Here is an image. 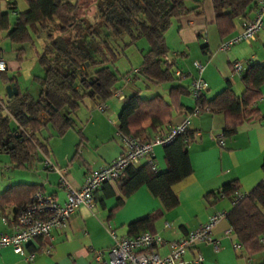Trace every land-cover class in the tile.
<instances>
[{"label":"trees","instance_id":"obj_1","mask_svg":"<svg viewBox=\"0 0 264 264\" xmlns=\"http://www.w3.org/2000/svg\"><path fill=\"white\" fill-rule=\"evenodd\" d=\"M203 1L24 0L26 9L16 15L11 26L6 15L1 13L0 30L6 31L9 41L32 45L35 38L42 37V47L35 53V60L43 73L32 76L38 86L35 97L18 91L1 101L0 154H6L15 168L26 167L38 149H45L38 135L46 125L56 135L62 136L71 128V115L84 98H93L97 104L110 100L123 85L118 86V83L131 73L117 75L109 67L118 55L115 50L119 40L124 38L128 41L123 46L134 44L141 38L147 43L138 65V77L144 83L172 84L166 97L156 94L144 98L138 91L126 93L117 117L118 128L133 137L145 132L148 137L164 134L175 116L182 117L191 108H185L181 103L182 97L187 95L188 84L182 80L188 78L174 76L177 70L175 57L169 54L164 33L172 19L202 16ZM256 1L211 0L218 36L224 39L230 36L235 19H248ZM16 50V58L20 60L23 48ZM2 73L1 79L10 83L11 80ZM263 84L264 63L255 62L239 77L240 94L235 93L226 78L224 88L212 98L200 95V103L208 107V112L222 115L223 137L233 136L240 125L261 117L256 104L261 99ZM191 134L188 130L162 146L164 171H152L147 164L138 168L130 166L114 180L123 197L144 185L162 206L161 210L129 224L130 232L152 231V224L162 211L175 208L177 200L171 188L192 172L187 154V144L193 140ZM262 169L264 171V163ZM36 190L31 184L17 183L1 191L0 218L8 220L7 215L16 213L19 207L29 203ZM237 192H240L237 183L229 182L218 191L208 193L204 199L215 203L227 196L231 202ZM121 204L122 199L119 198L118 207ZM226 222L231 228L232 242L242 246L246 257L263 250V181L232 206L226 214Z\"/></svg>","mask_w":264,"mask_h":264},{"label":"crops","instance_id":"obj_2","mask_svg":"<svg viewBox=\"0 0 264 264\" xmlns=\"http://www.w3.org/2000/svg\"><path fill=\"white\" fill-rule=\"evenodd\" d=\"M202 8V16L172 19L175 31L168 40L171 46L167 42L166 33H164V39L171 56L175 57L177 70L185 77L190 78L196 75L192 67L193 61L198 60L202 63L204 68L201 78L208 86L203 95L206 99H210L224 88L232 63L240 61L244 70L255 62L264 63V20L263 29L255 41L249 44L239 43L222 51L219 50V45L225 39L217 34L211 0H204ZM25 9L24 0H0V14L6 15L9 26L12 25L16 15ZM253 11L254 7L249 11V17L253 15ZM240 24L241 20L236 18L234 31L230 36L238 31ZM3 38L8 39L6 31L0 30V45ZM178 58H183L182 65L177 66ZM0 59L6 65L2 74L6 79L11 80L6 84H12L17 92H27L21 91L15 75L8 76L6 73L12 66L4 57L1 47ZM134 69H139V66L125 72L132 73ZM189 78L182 82L188 83ZM228 81L232 88L234 87L235 93L240 94L239 77L232 75L231 80L228 79ZM171 84L161 87V94L155 92L152 96L158 94L166 97ZM120 85L124 95L131 91L139 93L140 87L150 90L156 86L144 83L138 77V73L128 82L121 80L118 83V86ZM5 98H7L6 93L3 98L0 97V102ZM105 103L108 104L107 109L99 112L96 110L97 102L93 98H89L86 103L82 101L71 115V128L62 136L56 135L50 126L46 125L38 135L45 149H38L26 167L15 168L10 164L8 156V159L0 157V192L10 185L26 183L35 186L45 194L53 195L58 204H63L65 193L59 186L58 175L44 166V157H48L55 167L66 168L65 179L72 189H77L81 185L89 170L114 159L120 151L119 141L115 138L114 131L118 124L117 117L122 103L113 97ZM181 103L185 108L191 106L190 97L183 96ZM256 107L261 117L240 125L236 133L229 138L222 136L221 114L201 112L191 119L189 131L196 133V138L187 144L188 162L192 172L171 188L177 204L171 210L162 211L159 218L153 222L152 231H138L139 233H156L163 239L162 245L151 249L156 255L160 257L167 255L170 242L182 238L189 230L205 223L215 211L227 214L231 210L232 206L227 196L212 203L211 200L204 199L208 193L218 191L229 182H236L241 192H249L263 181L264 84L261 86V99ZM180 118L175 116L171 124ZM108 119H111L113 124ZM12 123L15 125L14 121ZM144 134L148 137L146 132ZM217 136L223 137L221 148L215 144L214 137ZM147 160L148 158H144L136 168L147 164ZM152 160L157 171L165 170L163 147H153ZM93 196L92 211L80 207L68 219L63 229L52 228L48 236L35 238L25 243L22 247L23 255L12 253L9 247L0 248V264H100L94 259V254L100 251L101 257L104 260L108 259V249L113 243L108 231H113L117 238L133 236L136 232L129 231V224L162 209L159 200L154 198L144 185L123 197L116 181H109L100 185ZM119 198L122 199L120 207H118ZM14 214L10 212L7 215L8 220H5L10 221ZM2 219L4 218H0V232H8L9 225L2 222ZM227 227L226 220L214 226L211 239L217 242L216 248L211 243H196L185 251L183 260L192 262L200 256L199 264H260L264 262V248L251 257H246L242 250L233 249L231 235L224 234ZM262 241L264 244V238ZM43 249H48V252L43 253ZM28 255L33 257L27 259Z\"/></svg>","mask_w":264,"mask_h":264},{"label":"built area","instance_id":"obj_3","mask_svg":"<svg viewBox=\"0 0 264 264\" xmlns=\"http://www.w3.org/2000/svg\"><path fill=\"white\" fill-rule=\"evenodd\" d=\"M264 20V0H257L253 15L248 19L242 20L240 29L230 37L226 38L219 45V50L225 51L239 43H252L255 41L263 29ZM192 67L196 75L190 76L187 84V95L191 100V108L177 122L171 124L168 130L162 135L147 137L144 133L133 137L124 134L115 126L114 136L119 141L120 151L118 155L108 161L101 163L95 169L89 170L77 189H72L65 179L66 168H57L48 157H44L43 163L47 169L53 170L58 175L59 186L65 193L63 204H58L53 195L45 194L37 189L32 195L29 203L19 207L15 216L6 221L9 231L0 232V248L9 247L14 254L23 255L22 247L28 241L35 238H43L49 235L53 229L61 230L65 227L68 219L80 208L84 207L92 211L94 207V192L103 183L118 179L120 174L130 166H137L144 158H148L147 165L152 171H155V165L152 160V149L155 146H165L174 140L178 135L185 134L189 130L191 119L197 117L201 112H208V107L200 103V95L203 94L208 86L201 78L204 66L198 60L192 62ZM6 65L0 59V72L5 71ZM139 69H134L125 81H130L138 73ZM244 73V66L240 61L232 63L231 76L240 77ZM174 76L185 78L178 70L174 71ZM113 98L123 103L126 99L123 89L118 88L113 93ZM0 106L3 104L0 102ZM105 102L98 103L96 110L103 112L107 109ZM13 120V119H12ZM14 121V120H13ZM109 122L113 124L111 119ZM15 122V121H14ZM16 124V122H15ZM191 138H196V133L191 134ZM218 148L223 146V137H214ZM264 182V179H263ZM248 192H237L231 206L235 205L241 198H244ZM226 220V213L215 211L207 221L199 227L189 230L182 238L170 242L169 253L165 256H158L152 248L163 244V239L156 233L141 232L130 237L117 238L113 231H108L112 239V246L108 249V259L101 257V252L96 251L94 259L100 264H195L200 263L201 257L197 256L192 262L183 260L185 251L196 243H211L214 248L217 242L212 241L211 232L216 224ZM167 225L165 224V227ZM224 234L231 235V228L228 226ZM233 249L242 250L238 242H232ZM43 253L48 249H43ZM33 255L26 256L31 259Z\"/></svg>","mask_w":264,"mask_h":264},{"label":"rangeland","instance_id":"obj_4","mask_svg":"<svg viewBox=\"0 0 264 264\" xmlns=\"http://www.w3.org/2000/svg\"><path fill=\"white\" fill-rule=\"evenodd\" d=\"M174 25H175L174 21L172 20L170 27L165 32L167 36V42L169 40V37H171L174 34L175 31ZM127 41H128L127 38L119 40L118 42L119 46L115 50V52L117 51L116 53H118V55L114 59L113 64L109 63L110 69L113 70L117 75L122 74L129 69L132 70L133 68L137 67L140 62V55L143 52H145V50L147 49V43L143 38L137 40L134 44L123 46V44L127 43ZM168 44H170L169 46H171V42L170 43L168 42ZM0 47L2 49V53L4 57L7 59L8 63H11L12 66L6 71L8 76L15 75V80L18 83V86L21 89V91L22 92L27 91L32 96L35 97L37 94L36 90L38 86L34 81H32V76L33 75L41 76L43 73L42 67H40L35 60V53L40 52L42 47V37L35 38L32 45L28 43H24L21 45L18 43L11 42L6 38H3ZM19 47L23 48V52L21 54L20 60L16 58V53H17L16 49H18ZM169 54L171 55V52ZM182 60L183 58H178L176 60L177 66H179V64L182 65L181 64ZM166 85H168V83L156 85L150 90H146L145 87H140L139 94L144 98H148L152 96V94H154L155 92L161 94L160 92L161 87H164ZM6 86H7L6 82H4L0 77V97L2 98L6 93ZM87 101H89V98L83 99L84 103H86ZM38 138L40 141H42L40 136ZM2 156L8 159L7 155H0V157Z\"/></svg>","mask_w":264,"mask_h":264},{"label":"water","instance_id":"obj_5","mask_svg":"<svg viewBox=\"0 0 264 264\" xmlns=\"http://www.w3.org/2000/svg\"><path fill=\"white\" fill-rule=\"evenodd\" d=\"M16 94H17L16 88L12 84L6 86V96H7V98H9V97H11L13 95H16Z\"/></svg>","mask_w":264,"mask_h":264}]
</instances>
